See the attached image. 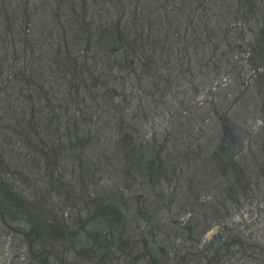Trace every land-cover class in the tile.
<instances>
[{
    "label": "rangeland",
    "instance_id": "obj_1",
    "mask_svg": "<svg viewBox=\"0 0 264 264\" xmlns=\"http://www.w3.org/2000/svg\"><path fill=\"white\" fill-rule=\"evenodd\" d=\"M45 1L51 3L26 35L34 21L27 8L31 11L38 0H0V182L11 179L25 202L21 218L27 221L24 227L0 223V264H40L38 258L60 264L63 252L78 263L85 248L97 252L84 253L80 264H157V248H166L171 260L176 246L202 251L216 234H224L226 242L238 239L216 264H264V79L249 80L255 67L263 65L247 58L254 35L264 27V0H212L207 10L198 7V0H184L182 22L200 14L215 18L207 31H200L203 38L216 29L217 43H194L185 58L180 43L173 72L188 65L191 71L178 80H146L145 69L138 71L140 80L135 75L109 80L116 84L111 113L95 107L102 90H86L81 80H71L56 1ZM163 1L155 0L150 9ZM105 4L109 11L103 19L119 16L115 0H99L95 11ZM58 6L63 10L67 5ZM229 44L235 47L224 54ZM72 45L73 57L86 49L84 41ZM229 55L233 62L240 60L243 72L229 73ZM70 83L80 86L74 103L66 94ZM87 92L95 98L90 111L95 115L93 122L87 118L85 133L97 132L102 141L85 150L75 145L72 151H53L65 134L64 123L57 130L58 116L64 122V109L76 112V101L83 108ZM120 101L116 111L114 104ZM221 116L233 125L235 141L228 151L242 169L238 183L231 168L224 177L215 163L206 175L200 172L221 144ZM126 132L147 161L156 152L162 161L171 160L159 183L148 182L134 169L129 146L122 142ZM9 162L19 164L23 174L10 175ZM36 229L50 235L36 240ZM190 229L198 241L189 239Z\"/></svg>",
    "mask_w": 264,
    "mask_h": 264
},
{
    "label": "trees",
    "instance_id": "obj_2",
    "mask_svg": "<svg viewBox=\"0 0 264 264\" xmlns=\"http://www.w3.org/2000/svg\"><path fill=\"white\" fill-rule=\"evenodd\" d=\"M41 1L40 8L38 5ZM52 1V0H51ZM56 1L57 11L54 13L58 18L62 33H63V44L65 50V57L68 59L69 67L68 69L71 73V80H81L82 88L86 90L95 89L102 90L103 93L99 98V103L96 104V109L99 111H106V113H111L112 110L109 109V103H114L116 84L109 82V80H126L131 78L133 75L140 80L141 76L138 71L140 69L146 70V80H178L185 76L191 71V67L188 65L186 70L181 69L178 74H174L173 68L175 64L176 55L178 53L180 43L185 45L183 48V53L188 57V50L192 44L195 46L205 45V41L208 43L218 39V33L216 29H211L212 32H206L202 37V30H208V28L215 23V18L206 19L203 15H199L197 19L188 20L184 24L181 20L182 13L186 4L184 0H164L162 4L159 2L155 4L154 9H150V6L155 2V0H115L120 5L119 16L115 19H103L106 16L109 9L105 4L99 10L95 11V6H98L99 0H54ZM158 1V0H157ZM209 1L212 0H198V7L202 10H207ZM29 2V0H28ZM28 2L26 4H28ZM51 2L45 0H38L37 3H33V9L30 11L27 8L30 16L33 17L34 21H31L30 28L25 30V34L29 33V30H33L36 19H39L43 14V7L48 6ZM66 3V8H61L58 6L61 4L64 6ZM216 3V2H215ZM214 3V4H215ZM101 3H99L100 5ZM128 4V5H127ZM26 9V8H25ZM26 9V10H27ZM95 12V14L93 13ZM32 19V18H31ZM186 27H185V26ZM174 29V30H173ZM180 29L184 34L181 33ZM186 33L189 35V39L186 37ZM229 31L223 34V40L228 41ZM263 39V40H260ZM253 43L251 44L252 49L249 52L247 58L251 60L261 61V66L255 67L253 73L249 74V80H261L264 79V27L260 30V33L256 36L254 35ZM84 41L86 43V49L76 57H73L71 50L73 49L72 42ZM217 43V42H216ZM230 45V44H229ZM235 44H231L229 50L224 52L228 54L233 51ZM238 46V45H237ZM186 48V49H185ZM230 56V55H229ZM230 61L229 73L234 74L238 72H243L244 68L239 64V61L233 62L232 57H228ZM261 71V73H260ZM119 78L118 76H122ZM162 84V83H161ZM161 84L157 85L156 89L161 88ZM60 89V87L58 88ZM80 93V86L76 83H70L69 90L66 94L69 98L75 101L76 97ZM92 92H87L85 97L86 101L83 103V108H80V102L76 101L77 109L65 108V120L63 122V117L58 116V128L61 123H64L65 134L59 137V141L55 142L53 151L58 149H74V146L83 148V150L88 147H93L95 144H99L102 141L98 133L95 132L91 134L90 130L85 133V127L88 124L87 118L91 122L94 112L90 113L93 109L94 99L91 96ZM72 103V104H73ZM121 105L120 102L114 104V108L118 111V106ZM94 107V108H95ZM89 112L92 116L87 117L86 113ZM221 127L224 130V136L221 139V144H218L215 149L204 160L202 175L208 173V168L212 166L213 163L217 164V167L222 170V176L225 177L228 168H231L233 173H235V180L237 183L240 181L242 175V169L236 159L229 154V147L235 139L231 135L232 124L226 116H221ZM29 123L32 121L30 119ZM33 132L39 138V131L34 127ZM102 132V131H101ZM129 133V134H128ZM124 139L122 142L129 146V159L133 163L134 169L138 173H144L148 182L159 183L160 175L165 174V164H170L171 160L168 158L162 161L160 154L156 152L151 156V160L147 161L144 159V152L142 149H137L134 145V138L130 132L124 134ZM65 138V141L64 139ZM74 139L76 144L72 143ZM68 141V143L66 142ZM99 142V143H98ZM234 143V142H233ZM7 145H10L8 143ZM96 146V145H95ZM2 155L7 156L1 151ZM57 155V154H56ZM147 158V156H146ZM7 164H5L6 166ZM9 166L13 169L9 171L10 175L18 173L22 175V169H19V164H13L9 162ZM211 165V166H210ZM207 168V169H206ZM241 170H240V169ZM213 171V170H211ZM2 180V179H1ZM72 187V185H68ZM122 193V190H121ZM113 195V194H112ZM114 196V195H113ZM219 205H224V202H219ZM24 211V212H22ZM26 212L25 202L21 196H19L11 184V179H5L0 182V223L7 225H23L25 222L21 218V214ZM27 223V221L25 222ZM191 230V229H190ZM34 233L32 237L36 240L40 239L45 241V237L49 236L45 232L47 230H33ZM47 234V235H46ZM218 234L214 235L208 242V246L205 245L202 251H198L197 248L186 247L185 245L181 248L176 246L174 249V255L170 260V254L167 252L166 248H157L158 256L164 259V257L169 260L164 264H216V261L220 255L228 252L231 248L232 242H237L238 239L234 241L230 239L226 242L224 234L221 237H217ZM56 237H61L58 233ZM92 239H97L96 236ZM88 237V238H90ZM192 242H195L196 238L193 237L192 232L189 235ZM108 239V237H104ZM215 244V246H214ZM226 247V250L220 253L222 247ZM208 248V249H207ZM211 250V251H210ZM230 250V249H229ZM45 252V249H43ZM210 251V252H209ZM97 250L94 248L84 249L83 252L79 254V260L77 262H71L68 254L63 252L59 261L60 264H80L86 255L84 253H95ZM199 252V254H198ZM212 256H208L209 254ZM149 254H151V249L149 248ZM198 254V255H197ZM47 253V258H48ZM153 256V259H156ZM161 258L154 260L158 264H162ZM40 264H49V261L42 258H38ZM64 262V263H63Z\"/></svg>",
    "mask_w": 264,
    "mask_h": 264
},
{
    "label": "flooded vegetation",
    "instance_id": "obj_3",
    "mask_svg": "<svg viewBox=\"0 0 264 264\" xmlns=\"http://www.w3.org/2000/svg\"><path fill=\"white\" fill-rule=\"evenodd\" d=\"M192 232V229L190 230V233ZM199 239H197L196 241H198ZM164 259H165V257H164ZM163 260H161L160 262H162ZM156 263V262H155ZM159 263V262H158ZM157 263V264H158ZM162 264H164L163 262H162Z\"/></svg>",
    "mask_w": 264,
    "mask_h": 264
}]
</instances>
